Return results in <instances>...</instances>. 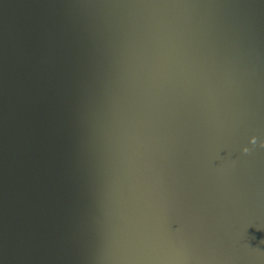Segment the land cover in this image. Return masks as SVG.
I'll list each match as a JSON object with an SVG mask.
<instances>
[{"label":"water","instance_id":"95a60500","mask_svg":"<svg viewBox=\"0 0 264 264\" xmlns=\"http://www.w3.org/2000/svg\"><path fill=\"white\" fill-rule=\"evenodd\" d=\"M0 264H264V0H0Z\"/></svg>","mask_w":264,"mask_h":264}]
</instances>
